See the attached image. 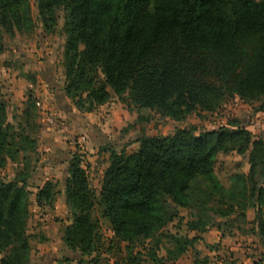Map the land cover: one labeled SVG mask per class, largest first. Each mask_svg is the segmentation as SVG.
<instances>
[{
  "label": "trees",
  "instance_id": "16d2710c",
  "mask_svg": "<svg viewBox=\"0 0 264 264\" xmlns=\"http://www.w3.org/2000/svg\"><path fill=\"white\" fill-rule=\"evenodd\" d=\"M45 29L56 32L64 11L65 91L79 109L93 110L112 94L129 93L136 106L175 120L198 111L213 112L233 96L245 101L264 96V0H35ZM33 25L32 0H0V56L4 35ZM88 102V106H86ZM36 108L27 103L13 134L7 104L0 96V167L6 157L35 150L30 133ZM31 130V131H30ZM138 150L111 153V161L97 195L79 155L70 161L64 193L72 211L62 226L67 250L90 263L127 243V255L116 264H144L141 251L176 217L171 203L188 208L197 195L194 184L204 180V193H231L239 206L247 199L260 206L259 237L264 242V140H253L242 125L196 133L195 128L168 136H142ZM250 151L247 173L231 176L226 189L216 174L217 157ZM27 156H23L26 162ZM26 174L0 180V264H29L31 235L27 233L30 190ZM57 184L47 181L36 194L39 206H53ZM222 194V195H223ZM224 197V196H223ZM238 201V200H237ZM102 206L113 238L106 243L100 218ZM236 212L231 206L228 213ZM205 232L201 219L188 222ZM201 238L181 239L187 253ZM148 255L157 262V251ZM192 264H215L195 254ZM68 260V259H67Z\"/></svg>",
  "mask_w": 264,
  "mask_h": 264
},
{
  "label": "rangeland",
  "instance_id": "374dc122",
  "mask_svg": "<svg viewBox=\"0 0 264 264\" xmlns=\"http://www.w3.org/2000/svg\"><path fill=\"white\" fill-rule=\"evenodd\" d=\"M32 15V26L24 30L15 29L14 35L5 33L4 50L0 56V96L7 104L11 132L13 134L21 132L19 122L23 110L30 101L34 103L37 114L35 124L38 128L30 132L34 134L32 138L36 142L35 150L31 149L27 153L20 152L17 160L6 157L4 166L0 167V180H14L20 173L26 174L28 178L31 200L27 233L31 235L33 248L31 259L36 244L41 241L47 226L57 224L61 235L62 226L71 222L72 211L68 205L64 204L66 180L64 178L68 176L70 161L75 155L81 157L90 184L99 195L104 172L111 161V153L122 150L127 153L135 152L139 148V139L142 136H168L175 134L178 130L192 127L197 134H200L219 130L224 126L242 125L251 133L253 140H264V96L258 100L245 101L236 95L213 112L198 110L182 120H175L154 110L136 106L129 93L122 96L113 93L107 103L91 111L79 109L65 91L64 11H59L56 32L45 29L35 0H32ZM59 99L66 100L62 104V107H66L64 109L68 106L77 110L78 114L89 116L86 121L89 122L86 132L79 129L75 131L68 125L66 112L60 110ZM52 115L60 122L57 128L50 125L48 121L49 116ZM52 128L60 130L66 136L65 151L47 150L50 146L45 144L49 141L46 136L48 134L54 136ZM24 155L27 156L26 162H23ZM249 159L250 151L243 155L235 152L221 153L217 157L215 167L219 182L226 189H230L233 174L249 171ZM52 164L60 169L57 172L47 170ZM46 178L54 183L57 182L56 198L61 213L45 220L44 215L51 214V211L38 212L35 199L38 191L35 187L42 185ZM194 186L197 192L194 203L188 208H182L170 202L177 214L174 220L159 231L153 239L135 247L134 252H142L144 264L153 263L148 255L149 250L152 249L157 251L156 264H192L197 252L201 257L208 256L215 264H231L246 259L253 261V264H264V242L258 235L257 216L260 206L247 199V207L242 209L238 204L241 198L237 199L238 201L233 200L230 192L227 194L217 192L209 196L203 191L208 188L204 180H199ZM231 206H235L236 212L223 215L229 212ZM261 209L264 218V205ZM44 210L49 209L45 207ZM95 215L100 218L101 231L106 243H109L113 238V232L108 220L102 217L101 205H98ZM198 219L207 224L204 233L188 227V222ZM219 236L221 241H217ZM194 237L201 239L193 247L187 245L186 254L179 253V246L185 243L181 242V239ZM235 238L238 240L236 243L239 249L231 251L229 245ZM126 245L127 243L122 242L120 249L111 252H106L103 248L100 264L111 259H119L122 262L127 255ZM235 255L238 259L234 258ZM80 257L81 262L77 264L90 263V257Z\"/></svg>",
  "mask_w": 264,
  "mask_h": 264
},
{
  "label": "crops",
  "instance_id": "0c3cea01",
  "mask_svg": "<svg viewBox=\"0 0 264 264\" xmlns=\"http://www.w3.org/2000/svg\"><path fill=\"white\" fill-rule=\"evenodd\" d=\"M65 99H59L58 103L60 106V110L61 112H66V116L68 118V125H70L71 128H74V130H82L83 132H86L87 130V126L89 122L88 118L89 116H83L81 114L77 113V110L68 107L67 109H64L66 107H62L63 103L65 102ZM51 130V129H50ZM52 133L54 136H51V134H48L46 136V139H48V143L45 142V144H47V146L49 145L50 147L47 149L49 151L52 152H61V151H65L64 147L66 145V136L62 134V132H60V130H55L52 128ZM65 153V152H64ZM59 165V164H58ZM55 166V168H53ZM46 169V168H45ZM60 169V167H56V165H50V167H48L47 170H52L57 172ZM66 179V178H64ZM49 181V178H46L45 182L42 185H37L36 191H39L40 189L43 188L44 184ZM57 183V182H56ZM57 196V195H56ZM36 197V195H35ZM64 204L65 206L68 205L66 202V198L64 197ZM58 199L56 198L53 206H39L37 204V209L38 212L42 211H51V214H46L44 215V219H48L50 216H52V218L54 216H57L61 213V209L59 208V206L57 205L58 203ZM60 202V201H59ZM69 206V205H68ZM47 207V209L49 210H44V208ZM51 227L47 226V230H44V234L42 235V239L41 241H39L36 244V248L35 251L32 254V259H31V264H77V262H81V257L80 255H76V256H71L70 252L67 250V248L65 247L63 240H62V235H60L59 233V226L57 224H50ZM46 229V227H45ZM217 234H219L221 236V234L219 232H217ZM218 238L217 241H221V238ZM224 242V240H222ZM238 240L237 238H235L234 242L231 243L230 249L231 251H235L238 250V244L236 243ZM225 243V242H224ZM223 243V244H224ZM235 259H238V256L235 255L234 256ZM68 259V260H67ZM233 262V260H232ZM235 262V260H234ZM89 264H100V263H89ZM101 264H116L114 259L111 260H107L104 261V263ZM220 264V263H219ZM224 264V263H223ZM231 264H253V261H251L250 259H246L245 261L243 260L235 262V263H231Z\"/></svg>",
  "mask_w": 264,
  "mask_h": 264
},
{
  "label": "built area",
  "instance_id": "2783aa9c",
  "mask_svg": "<svg viewBox=\"0 0 264 264\" xmlns=\"http://www.w3.org/2000/svg\"><path fill=\"white\" fill-rule=\"evenodd\" d=\"M48 119H49L48 121H49L50 125H52L55 128L59 127L60 122L53 115L49 116Z\"/></svg>",
  "mask_w": 264,
  "mask_h": 264
}]
</instances>
